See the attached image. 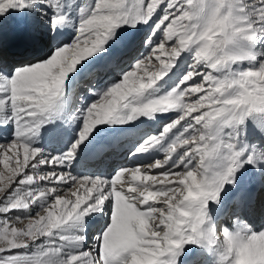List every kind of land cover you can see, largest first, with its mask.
<instances>
[{
	"label": "snow or ice",
	"instance_id": "6c2138e0",
	"mask_svg": "<svg viewBox=\"0 0 264 264\" xmlns=\"http://www.w3.org/2000/svg\"><path fill=\"white\" fill-rule=\"evenodd\" d=\"M16 18L52 39L0 55V264H264L241 219L242 181L264 187V0H0V31ZM123 131L129 166L74 174Z\"/></svg>",
	"mask_w": 264,
	"mask_h": 264
},
{
	"label": "bare ground",
	"instance_id": "6f19581e",
	"mask_svg": "<svg viewBox=\"0 0 264 264\" xmlns=\"http://www.w3.org/2000/svg\"><path fill=\"white\" fill-rule=\"evenodd\" d=\"M19 18L16 19H10L7 24L4 26L3 29L6 28L5 31H0V55H2L7 62L11 65L12 63H20V62H26L33 52L37 50L38 48L46 45L49 43L52 39L51 34L48 33L47 29L40 23L37 22L36 25L34 23L29 24L27 28L23 29H15V25L17 22H19ZM34 26V27H32ZM146 26L139 25L137 29H134L131 33L127 34L140 36L143 33H145ZM28 35V37H21L22 35ZM20 35V36H19ZM126 35V36H127ZM19 36V37H18ZM25 38V39H21ZM108 78V77H104ZM166 115V114H165ZM146 119V118H141ZM61 122L57 121L54 125H49V133H48V145H49V151H53L56 148L60 147V144L62 142L63 136H62V127L60 126ZM122 130H127L128 126H119ZM148 127H152L153 129L157 127L156 124H145L141 126V130L146 129ZM124 136L120 138V147L121 151H111L110 156L108 158H105L103 155L96 156L93 158V160L88 163L87 161L91 156L89 154L91 153L92 149L89 152H86L81 157V164L76 169L77 173L74 174H85V175H100L102 173H108L110 172L114 167L117 165L121 166H129L130 163H132L126 156H123V149L125 146L129 145L134 141V136L130 135L127 131H123L122 133ZM128 138H125V137ZM125 138V140H123ZM44 141H42L43 143ZM108 142L107 140H98L96 143L102 144ZM123 156L124 158L117 159L116 157ZM162 154L157 155L156 158L161 157ZM259 185V186H258ZM261 188L263 190L262 197L259 194L257 196V199L255 200V205L253 208H248L249 214H243L241 212V219L243 222L247 223L250 227H253L255 230H258L259 223H264V206L262 209L260 208V205L262 202H264V187L260 186L259 180H257L254 183L248 184L247 178H245L242 181V194L249 191L254 192L255 188ZM252 195V193H251ZM254 198L256 196L254 195ZM252 199V198H250ZM264 205V204H263ZM235 220V217H233ZM232 218V220H233ZM264 230V227H262ZM262 230V229H261ZM89 241L88 243H90Z\"/></svg>",
	"mask_w": 264,
	"mask_h": 264
},
{
	"label": "rangeland",
	"instance_id": "374dc122",
	"mask_svg": "<svg viewBox=\"0 0 264 264\" xmlns=\"http://www.w3.org/2000/svg\"><path fill=\"white\" fill-rule=\"evenodd\" d=\"M134 2H135V0H129V3H134ZM36 24H37V22H36ZM36 24L34 23V25H36ZM2 30L5 31L6 28H5V29H2ZM133 30H134V29H127V30L123 33V35L126 36L127 34L131 33ZM147 31H148V29H147V26H146V28H145V32H147ZM19 36H20V35H19ZM19 36H18V37H19ZM25 36L28 37L27 34H26V35L23 34L21 37H25ZM127 36H128V35H127ZM21 39H25V38H21ZM20 63H23V62H20ZM12 64H18V63L14 62V63H12ZM125 70H127V68H125ZM48 126H49V125H48ZM48 126H47V127H48ZM132 142H133V141H132ZM123 156H124V155H123ZM123 156H119V158H121V157L124 158L125 156H124V157H123ZM116 158L119 159L118 156H117ZM158 158H162V156H161V157H158ZM0 167H2V166H0ZM263 206H264V205H263ZM263 206H262V207H263ZM262 207H260L259 209H262ZM35 210H38V209H35ZM14 215H24V214H23V213H14ZM259 224H260L259 226H264V223H263V225H262V223H259ZM257 229H258V230H261V229L263 230L262 227H258Z\"/></svg>",
	"mask_w": 264,
	"mask_h": 264
}]
</instances>
